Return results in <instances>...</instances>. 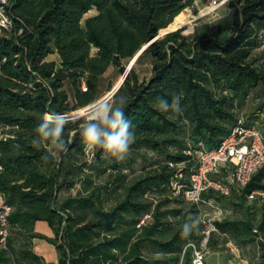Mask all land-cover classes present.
<instances>
[{
  "label": "trees",
  "instance_id": "16d2710c",
  "mask_svg": "<svg viewBox=\"0 0 264 264\" xmlns=\"http://www.w3.org/2000/svg\"><path fill=\"white\" fill-rule=\"evenodd\" d=\"M192 4L9 0L11 27L0 35V193L12 211L0 264H42L31 244L44 238L34 233L39 221L54 233L46 240L55 246L59 264H192L190 245L199 244L205 226L199 209L176 195L172 182L181 173L180 182L188 185L195 163L187 152L200 145L217 148L247 98L264 88V59L256 54L264 48V0L231 1L229 27L191 37L178 29L153 40ZM90 11L94 15L84 19ZM226 31L230 35L222 40ZM144 46L135 64L148 59L150 77L141 81L133 66L111 97L125 98L121 107L136 133L129 153L118 159L90 147L79 134L86 116L71 114L96 103L100 78L110 67L124 76V61ZM55 53L58 62L46 61ZM175 93L183 94L182 113L158 111L156 98L170 100ZM48 112L70 121L64 132L69 150L55 157L30 143ZM263 179L264 166L234 206L262 190ZM146 215L150 220L137 227ZM213 225L209 250L225 239L237 247L256 246L257 264H264V211L258 219L249 215Z\"/></svg>",
  "mask_w": 264,
  "mask_h": 264
},
{
  "label": "built area",
  "instance_id": "2783aa9c",
  "mask_svg": "<svg viewBox=\"0 0 264 264\" xmlns=\"http://www.w3.org/2000/svg\"><path fill=\"white\" fill-rule=\"evenodd\" d=\"M9 0H0V35L4 30L11 27V21L6 12ZM219 0H211V5L216 7ZM195 166L188 176V185L180 182L183 175L178 173L172 187L176 195H181L184 201L195 205L199 211L201 208L209 211V218L205 225L203 237L198 245H190L192 264H205L207 241L210 232H215V221L222 218L225 210L216 197L227 196L230 186L242 192L257 171L264 166V141L261 131L255 126L244 123L241 119L232 128L231 132L224 137L217 148L206 150L199 146L191 152ZM173 167L172 164H170ZM177 167H181L178 165ZM1 172V164H0ZM264 186V179H263ZM214 197H206L208 193ZM247 199L264 198L262 190L251 191ZM11 207L6 203L5 197L0 193V248H4L11 233L9 217ZM150 220V215L144 216L137 227L144 225ZM205 224V221H203Z\"/></svg>",
  "mask_w": 264,
  "mask_h": 264
},
{
  "label": "rangeland",
  "instance_id": "374dc122",
  "mask_svg": "<svg viewBox=\"0 0 264 264\" xmlns=\"http://www.w3.org/2000/svg\"><path fill=\"white\" fill-rule=\"evenodd\" d=\"M233 0H230V2ZM229 2V3H230ZM225 7L231 9L229 16H226L222 21L216 24H209L206 23L208 19H212L216 13V7L211 5V0H193V4L189 7H186L178 16L190 18L189 22L182 26L181 35L185 37H191L195 33H200L205 29H214L218 26L229 27L232 23L233 17V8L228 4ZM189 13L186 15V13ZM94 11L87 13L84 16L86 19L88 16L92 15ZM178 30V29H177ZM161 32V31H160ZM158 33L159 38L164 36L163 33ZM229 31H226L222 36V40L229 37ZM94 53V51H93ZM257 56L264 59V48L258 50L256 53ZM49 59H53L58 61V58L55 54L49 56ZM131 60L124 61L126 66V71L131 63ZM134 68L138 73L139 79L147 80L151 74V66L148 59H143L138 64L134 63ZM132 66V67H133ZM123 76H119L117 74V70L113 67H110L107 72L100 78L99 81V93L100 98L99 100L94 103L92 106L88 108L95 107L96 104L103 103L106 100L111 99L112 90L115 89L120 81L122 80ZM111 86V91H106L107 87ZM65 89L70 94V89L68 85H66ZM264 102V88L258 87L256 90L252 92V94L247 98L245 105L240 109L238 112L239 119H241L244 123L255 125L259 130L264 128V107L260 108V105ZM74 118L81 117V114L78 111H75L71 114ZM1 133V132H0ZM221 204L223 209L225 210L224 218L229 220H241L245 219L246 216L250 215V218H259L261 212L264 211V199H254L253 201H249L247 199L242 202V207L234 206V204L239 203V196L238 194H231L227 197L221 199ZM200 220L201 223L205 226L207 224V219L209 218V211L206 209H200ZM253 215V216H251ZM205 221V224L203 223ZM39 227H45L43 222H39ZM43 225V226H42ZM46 229V228H45ZM18 238L23 239L24 235L18 232ZM219 254L224 256V260L222 264H257L256 254L257 248L256 246L250 247H237L234 243L228 239L224 240V243L219 248H215L213 250H206L205 260L211 254ZM214 259H209L208 264H212Z\"/></svg>",
  "mask_w": 264,
  "mask_h": 264
},
{
  "label": "clouds",
  "instance_id": "9594fccd",
  "mask_svg": "<svg viewBox=\"0 0 264 264\" xmlns=\"http://www.w3.org/2000/svg\"><path fill=\"white\" fill-rule=\"evenodd\" d=\"M229 2L230 0H219L214 18L205 22L216 24L229 16L231 9L225 7ZM182 99V93L173 94L170 100L157 97L155 107L163 113L180 114L183 111ZM124 103V97H113L96 104L79 125V134L90 147L103 149L118 159H123L129 153L136 138L134 125L121 107ZM69 123L63 113L43 114L34 130L31 145L37 150L46 148L53 157L67 153L71 141L65 139L64 132Z\"/></svg>",
  "mask_w": 264,
  "mask_h": 264
},
{
  "label": "crops",
  "instance_id": "0c3cea01",
  "mask_svg": "<svg viewBox=\"0 0 264 264\" xmlns=\"http://www.w3.org/2000/svg\"><path fill=\"white\" fill-rule=\"evenodd\" d=\"M91 12V11H90ZM94 13L90 16H93ZM88 16V17H90ZM55 55L57 56V54L55 53ZM58 58V56H57ZM46 61L50 62V61H54V62H58V61H55L53 59H49V56L46 58ZM238 194V196L241 195L242 192L236 190V188L234 186H230V189H229V195L231 194ZM227 196H223V197H227ZM247 199V197H246ZM256 199H261V198H256ZM264 199V198H263ZM249 200V199H247ZM254 200V199H253ZM253 200H249V201H253ZM186 202V201H185ZM218 202L220 203V205L222 206V202L221 200H218ZM187 203V202H186ZM189 204V203H188ZM189 205H192V204H189ZM223 207V206H222ZM224 216L222 218H219L217 221H222L224 220ZM229 220V219H228ZM39 222H42V221H39ZM39 222H36L35 225H34V233L38 234V235H41L43 236L44 238H39V237H35L31 240V244H32V251L33 253L40 257L41 260H42V264H59V256H58V253L55 249V246L53 244H51L48 240L46 239H53L55 238L54 236V233L52 232V230L47 226V224L45 222L44 225L45 227H39L38 228V223ZM43 226V225H42ZM46 228V229H45ZM216 232V231H215ZM23 241H27V238L24 236ZM224 242V240H223ZM221 247V246H219ZM218 247V248H219ZM207 250H209L207 248ZM214 259L213 263L212 264H222L223 263V260H224V256H221L219 254H211L206 260H205V264H208V261L209 259Z\"/></svg>",
  "mask_w": 264,
  "mask_h": 264
},
{
  "label": "water",
  "instance_id": "95a60500",
  "mask_svg": "<svg viewBox=\"0 0 264 264\" xmlns=\"http://www.w3.org/2000/svg\"><path fill=\"white\" fill-rule=\"evenodd\" d=\"M175 31H176V30H175ZM170 32H174V31L166 32V33H164V35H165V34H168V33H170ZM158 38H159V34H158L153 40H157ZM145 48H146V46H144V47H143V48H142V49H141V50H140V51L134 56V58L132 59L130 65H129V67H128V70H127L126 73L124 74L122 80L120 81V83L118 84V86H117L115 89L112 90L111 97H112L113 94L119 89V87L121 86V84H122V82H123V80H124V78H125V75H126L127 72L132 68V66L134 65L136 59H137L138 56L144 51ZM94 108H95V107L83 109L82 113H80L81 116H87V114L89 113V111L92 110V109H94Z\"/></svg>",
  "mask_w": 264,
  "mask_h": 264
},
{
  "label": "bare ground",
  "instance_id": "6f19581e",
  "mask_svg": "<svg viewBox=\"0 0 264 264\" xmlns=\"http://www.w3.org/2000/svg\"><path fill=\"white\" fill-rule=\"evenodd\" d=\"M189 13L187 12L186 15H188ZM190 18H185V17H181V16H177L175 17V19L173 20V22L165 29L161 30L160 33H166L169 31H175L179 28H181L182 26H184L185 24H187L189 22ZM82 109L79 110L80 113H82Z\"/></svg>",
  "mask_w": 264,
  "mask_h": 264
}]
</instances>
